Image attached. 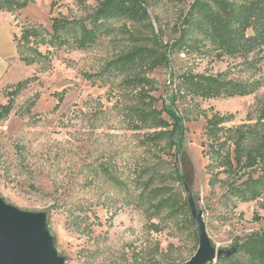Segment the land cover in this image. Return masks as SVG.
<instances>
[{"label": "rangeland", "instance_id": "1", "mask_svg": "<svg viewBox=\"0 0 264 264\" xmlns=\"http://www.w3.org/2000/svg\"><path fill=\"white\" fill-rule=\"evenodd\" d=\"M98 2L29 0L14 12L0 11V103L11 84L33 77L0 120V197L46 214L65 264H178L195 253L198 236L185 213L152 205L149 189L167 186L170 196L188 206L192 201L211 244L226 257L217 264H249L236 245L264 225V193L241 202L227 199L225 185L208 184L204 126L214 112L231 114L227 125L257 121L264 108V47L246 58L187 53L181 40L201 37L183 23L191 0H148L146 21L103 19L93 42L80 48L79 24L91 30ZM56 16L77 22L61 31L66 44L18 45L22 28L36 27L49 38ZM20 54L34 62L26 65ZM188 71L258 85L246 95L180 97V76ZM135 77L155 87L153 107L164 118L183 119L181 152L145 143L153 129L133 110L139 87L127 80ZM176 170L181 181L172 177ZM145 179H152L149 188Z\"/></svg>", "mask_w": 264, "mask_h": 264}, {"label": "trees", "instance_id": "2", "mask_svg": "<svg viewBox=\"0 0 264 264\" xmlns=\"http://www.w3.org/2000/svg\"><path fill=\"white\" fill-rule=\"evenodd\" d=\"M29 0H0V11L14 12L23 8ZM79 7H85L86 0H74ZM148 0H99L94 16L90 21L91 30L79 24L80 37L75 38L80 48H85L93 42V34L98 31V24L103 19L126 18L133 22H144L149 18ZM191 14L183 19L189 30H193L201 37H192L181 42L183 51L202 54L216 51L218 57L228 55L246 58L251 53L264 47V0H191ZM51 33L49 38H41L36 27L21 29L18 45H29L33 41H41L45 45L60 46L67 43L60 35L77 24L76 21L64 16L51 19ZM188 38V39H189ZM206 42L210 45L207 47ZM36 54H39L35 50ZM32 56L20 54V61L26 65L34 62ZM33 77L17 81L5 91L7 101L0 103V120L8 117L13 109L16 95L22 91ZM133 87H139L137 98L139 104L133 108L136 117L145 128L153 129L145 135V143H153L163 152L174 148L181 152L183 147V133L185 131L183 119L177 115L164 118L160 111L153 107L155 102L151 94L155 87L145 78L135 77L127 80ZM258 84H239L227 80L224 73L216 75L205 73L185 72L180 76V97L200 98L203 100L218 97H233L251 93ZM62 101V95L59 96ZM232 119L231 114L221 115L218 112L206 117L204 137L206 140L203 155L208 161L205 166L209 175L208 184L226 186L227 199L247 202L255 200L264 193V108L253 124L242 123L227 125ZM134 127L138 124L133 122ZM188 167V165H187ZM185 167V170L188 168ZM190 171V170H189ZM152 179H161V174H150ZM161 176V177H160ZM223 176V177H221ZM175 181H181V175L176 170L172 176ZM151 179V182H152ZM151 182L143 181V186L149 188ZM167 186H156L149 189V197L155 200L152 204L157 209L182 211L190 217L187 200L175 195L170 196ZM193 224V223H192ZM236 251L248 257L249 264H264V225L259 232H254L236 245ZM226 259L220 255L217 262Z\"/></svg>", "mask_w": 264, "mask_h": 264}, {"label": "water", "instance_id": "3", "mask_svg": "<svg viewBox=\"0 0 264 264\" xmlns=\"http://www.w3.org/2000/svg\"><path fill=\"white\" fill-rule=\"evenodd\" d=\"M190 212L198 236L195 253L178 264H211L220 254L211 244L205 226L192 201ZM0 264H65L52 245L44 212H28L6 203L0 197Z\"/></svg>", "mask_w": 264, "mask_h": 264}]
</instances>
